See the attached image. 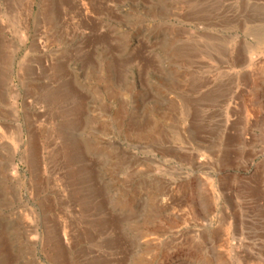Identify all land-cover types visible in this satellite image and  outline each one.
Masks as SVG:
<instances>
[{
	"label": "rangeland",
	"instance_id": "obj_1",
	"mask_svg": "<svg viewBox=\"0 0 264 264\" xmlns=\"http://www.w3.org/2000/svg\"><path fill=\"white\" fill-rule=\"evenodd\" d=\"M0 264H264V0H0Z\"/></svg>",
	"mask_w": 264,
	"mask_h": 264
},
{
	"label": "bare ground",
	"instance_id": "obj_2",
	"mask_svg": "<svg viewBox=\"0 0 264 264\" xmlns=\"http://www.w3.org/2000/svg\"><path fill=\"white\" fill-rule=\"evenodd\" d=\"M97 7V6H96ZM79 14H81V13H79ZM83 24V23H82ZM90 32V31H89ZM102 35V34H101ZM95 36V35H94ZM97 36H99V35H97ZM91 44V43H90ZM72 53V52H71ZM72 58V57H71ZM67 62V61H66ZM60 63V62H59ZM58 65V64H57ZM77 115V114H76ZM34 146V145H33ZM38 149V148H37ZM35 156V155H34ZM46 209V208H45ZM48 210V209H47ZM111 217V216H110ZM113 217V216H112ZM112 220V219H111ZM97 235V234H96Z\"/></svg>",
	"mask_w": 264,
	"mask_h": 264
}]
</instances>
